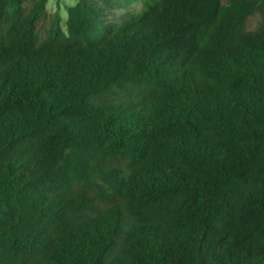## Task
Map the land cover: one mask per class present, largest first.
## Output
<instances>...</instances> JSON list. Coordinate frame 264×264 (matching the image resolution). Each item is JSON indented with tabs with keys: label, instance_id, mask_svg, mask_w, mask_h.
<instances>
[{
	"label": "trees",
	"instance_id": "16d2710c",
	"mask_svg": "<svg viewBox=\"0 0 264 264\" xmlns=\"http://www.w3.org/2000/svg\"><path fill=\"white\" fill-rule=\"evenodd\" d=\"M48 3L0 0V264H264V0Z\"/></svg>",
	"mask_w": 264,
	"mask_h": 264
},
{
	"label": "rangeland",
	"instance_id": "374dc122",
	"mask_svg": "<svg viewBox=\"0 0 264 264\" xmlns=\"http://www.w3.org/2000/svg\"><path fill=\"white\" fill-rule=\"evenodd\" d=\"M76 0H49L48 8L50 11H55L58 7L61 8V12L64 16V23H66L67 14H68V6L75 3ZM141 8V4L135 5L134 9L138 10ZM124 14V11L116 10L114 12V19L119 21L122 15ZM256 23V18L254 19Z\"/></svg>",
	"mask_w": 264,
	"mask_h": 264
}]
</instances>
